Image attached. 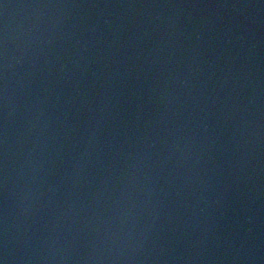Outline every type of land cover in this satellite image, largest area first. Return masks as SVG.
Returning <instances> with one entry per match:
<instances>
[{
    "label": "water",
    "instance_id": "95a60500",
    "mask_svg": "<svg viewBox=\"0 0 264 264\" xmlns=\"http://www.w3.org/2000/svg\"><path fill=\"white\" fill-rule=\"evenodd\" d=\"M4 264H264V85L145 0H0Z\"/></svg>",
    "mask_w": 264,
    "mask_h": 264
},
{
    "label": "clouds",
    "instance_id": "9594fccd",
    "mask_svg": "<svg viewBox=\"0 0 264 264\" xmlns=\"http://www.w3.org/2000/svg\"><path fill=\"white\" fill-rule=\"evenodd\" d=\"M0 264H4V260H0Z\"/></svg>",
    "mask_w": 264,
    "mask_h": 264
}]
</instances>
